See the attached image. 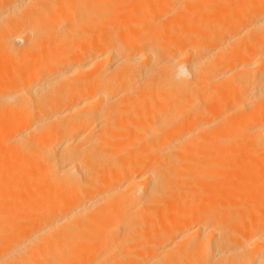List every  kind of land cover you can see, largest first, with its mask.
<instances>
[{
  "label": "bare ground",
  "instance_id": "6f19581e",
  "mask_svg": "<svg viewBox=\"0 0 264 264\" xmlns=\"http://www.w3.org/2000/svg\"><path fill=\"white\" fill-rule=\"evenodd\" d=\"M0 264H264V0H0Z\"/></svg>",
  "mask_w": 264,
  "mask_h": 264
},
{
  "label": "rangeland",
  "instance_id": "374dc122",
  "mask_svg": "<svg viewBox=\"0 0 264 264\" xmlns=\"http://www.w3.org/2000/svg\"><path fill=\"white\" fill-rule=\"evenodd\" d=\"M22 39H19V40H17V44H19V45H21L23 42V40L21 41ZM20 41V42H19ZM82 50V49H81ZM83 68V67H82ZM83 70V69H82ZM73 81V80H72ZM72 81L70 82V87H76L75 85H76V83H78L76 80H74V83L72 84ZM84 88L82 87V90H80L81 91V94H80V97H81V99L83 98V100H84V98L86 97V96H84V93L82 92V91H84L83 90ZM80 91H78V95H79V93H80ZM77 96V95H76ZM84 96V97H83ZM80 99V98H79ZM83 100H78L77 99V102H79V103H81Z\"/></svg>",
  "mask_w": 264,
  "mask_h": 264
}]
</instances>
